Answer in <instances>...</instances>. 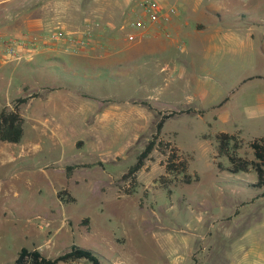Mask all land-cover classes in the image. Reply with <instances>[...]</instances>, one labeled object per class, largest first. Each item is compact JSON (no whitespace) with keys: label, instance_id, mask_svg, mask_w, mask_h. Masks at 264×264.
I'll list each match as a JSON object with an SVG mask.
<instances>
[{"label":"crops","instance_id":"1","mask_svg":"<svg viewBox=\"0 0 264 264\" xmlns=\"http://www.w3.org/2000/svg\"><path fill=\"white\" fill-rule=\"evenodd\" d=\"M143 1L0 0V112L3 108L12 110L15 99L35 94L19 107V114L23 126L29 117L32 134L38 137L32 145L19 149L17 143L2 142L0 152L7 154L4 162L33 161V155L39 151L63 153L69 135H76L77 131L79 135L93 137L99 148L118 160L150 126L153 115L159 119V113L185 110L192 112L168 120L190 117L204 122L206 131L196 138L202 137L209 145L207 149L213 148L215 166L213 136L216 134H238L247 141L264 137V0H157L175 7L177 14L166 26L152 25L144 31H135L129 26L133 21L130 17L142 12ZM57 30L77 33L87 38L88 43L77 53L65 52L63 42L46 44L43 38ZM132 33L136 38L128 41L127 36ZM24 34L39 35L43 42L37 45L31 58L4 62L6 44ZM23 66L32 70L56 66L66 78L79 76L86 81H96L105 72L110 79L131 73L142 77L154 74L161 79L160 100H154L157 103L154 105L150 99L99 96L85 92L67 79L57 87L36 80L38 92L23 81L11 94L12 82ZM43 93L45 96L41 97ZM45 111L50 114L41 118ZM168 120L161 137H173L170 142L183 154L190 155L191 163L194 157L176 145V133L165 132ZM204 135L209 138H203ZM83 145L82 141L74 142L77 149ZM83 164L92 163L54 162L49 166L64 172L66 166ZM99 168L104 169L103 163ZM79 169L84 168L75 169L65 179L73 180L74 172ZM263 191L264 187L259 189L255 199H263L258 197ZM238 213L235 212L233 219L230 216L218 219L220 224L214 234L210 231L214 224L207 220L204 231L194 235V239L184 237L183 248L177 249L171 264H264V214L241 227L238 222L244 217ZM195 221L193 230L188 227L192 235L204 217L197 215ZM115 241L120 245L125 243L124 238ZM82 261L87 262L70 263L83 264ZM122 262L120 256L114 264Z\"/></svg>","mask_w":264,"mask_h":264},{"label":"rangeland","instance_id":"2","mask_svg":"<svg viewBox=\"0 0 264 264\" xmlns=\"http://www.w3.org/2000/svg\"><path fill=\"white\" fill-rule=\"evenodd\" d=\"M136 16L132 14L130 19L135 20ZM20 69V75L12 82L11 94L23 81L38 92L36 80L57 87L67 79L85 92L99 96L150 99L154 105H157L154 100H160L161 79L154 74L142 77L131 73L110 79L105 72L96 81H86L79 76L66 78L56 66L39 70L23 66ZM48 114V111L42 112L40 117ZM28 118L23 126L24 135L16 144L18 149L35 143L38 138L32 134V122ZM157 120L158 117L153 115L150 126L118 160L99 148L93 137L79 135V131L69 135L63 153L59 150L39 151L33 155V161L6 163L3 160L7 154L0 152V264H14L22 248L37 249L44 257L55 258L70 251L72 246L92 251L101 264H114L120 256L121 264H171L177 249L183 248L184 237L192 239L203 232L207 220L214 224L210 227L214 234L220 224L218 219L229 216L233 219L236 211L244 217L238 222L241 227L264 214V198L255 199L259 190L245 183L256 181V175L219 172L212 158L213 148L207 149V142L202 141V137L196 138L197 134L206 131L205 123L190 117L168 120L165 132L174 131L176 145L193 155L190 172H197L199 181L172 187V195L168 198L166 191L154 183L163 171L160 165L163 156L154 151L137 175V192L118 198L116 190L119 186L114 181L133 164L146 138L154 132ZM172 138L163 139L170 141ZM78 140L84 143L80 149L74 146ZM248 142L241 140L239 154L252 158ZM96 161H101L104 169L95 166L76 170L71 181L65 179L61 168L49 166L54 162L65 165ZM217 161L223 166L228 163L225 158ZM62 189H67L75 202L61 203L56 192ZM140 199L142 208L139 207ZM197 215H202L204 222L197 225V232L192 235L190 230L196 224ZM83 218L90 219V231L80 224ZM113 234L119 241L124 238L125 243L120 245Z\"/></svg>","mask_w":264,"mask_h":264},{"label":"trees","instance_id":"3","mask_svg":"<svg viewBox=\"0 0 264 264\" xmlns=\"http://www.w3.org/2000/svg\"><path fill=\"white\" fill-rule=\"evenodd\" d=\"M26 90V89H25ZM25 96L17 98L13 101V109L7 110L3 108L0 112V141L6 143H19L23 137V119L19 114V107L25 104L31 97ZM147 105V103L142 102ZM191 110L180 112H170L167 114L159 113V119L155 125L154 132L150 138L145 142L143 149L137 154L135 161L117 180L118 193L122 196H132L137 192L139 183L137 175L141 172L150 160L151 154L156 151L163 156L160 165L163 167V174L156 180L158 188L166 191L168 198L172 195V187L177 185H190L199 180L196 173H189V163L192 160L190 155L183 154L170 141H165L161 137V131L166 120L181 113H190ZM203 138H209L204 135ZM215 142V159L225 158L227 165L223 166L219 161L216 162V168L219 171H226L229 174L236 175L239 173H254L256 181L254 184L248 183L247 186L254 189H261L264 187V137L256 138L248 142V148L251 151L252 158L241 156L239 150L242 148L241 140L237 134L219 133L213 136ZM93 166L102 167V163L96 162L92 164L83 165H69L64 168V175L69 179L73 171L77 168H91ZM122 183V185H119ZM57 199L61 203L75 202L66 189L60 190L56 193ZM258 197H264V191ZM139 207L142 208V200L139 201ZM81 225L86 226V231H89V218H83ZM79 260L87 261L91 264H101L99 258L90 250L72 246L70 251L58 255L55 258H46L37 249L28 250L26 248L20 249L14 264H59L70 263Z\"/></svg>","mask_w":264,"mask_h":264},{"label":"built area","instance_id":"4","mask_svg":"<svg viewBox=\"0 0 264 264\" xmlns=\"http://www.w3.org/2000/svg\"><path fill=\"white\" fill-rule=\"evenodd\" d=\"M140 7L142 12L129 25L135 31H144L152 25L166 26L177 14L175 7L165 6L157 0H145L141 2ZM165 35L168 36L167 33ZM135 38L133 33L127 36L128 41H134ZM43 39L48 45L63 42L64 51L68 53H77L83 50L88 43L87 38L77 33H67L61 30L51 31ZM41 42L43 40L39 35L24 34L19 39L6 44L2 59L6 63H12L31 58Z\"/></svg>","mask_w":264,"mask_h":264}]
</instances>
